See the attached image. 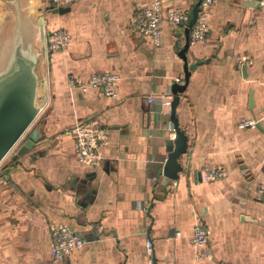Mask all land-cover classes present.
<instances>
[{
	"label": "crops",
	"instance_id": "obj_1",
	"mask_svg": "<svg viewBox=\"0 0 264 264\" xmlns=\"http://www.w3.org/2000/svg\"><path fill=\"white\" fill-rule=\"evenodd\" d=\"M152 1L36 0L46 34L65 28L71 40L46 50L38 142L14 158L19 143L0 163V264H264L263 0H214L207 30L189 45L188 61L202 63L177 106L189 137L178 180L159 169L174 135L171 86L184 75V28L165 21L156 44L135 24ZM172 1L191 12L197 0ZM106 70L120 75L117 96L69 83ZM86 118L105 132L95 164L76 159L67 133ZM242 118L257 124L242 127ZM214 167L226 175L209 178ZM197 220L209 232V256L193 243ZM60 222L85 239L62 259L51 254V226Z\"/></svg>",
	"mask_w": 264,
	"mask_h": 264
},
{
	"label": "water",
	"instance_id": "obj_2",
	"mask_svg": "<svg viewBox=\"0 0 264 264\" xmlns=\"http://www.w3.org/2000/svg\"><path fill=\"white\" fill-rule=\"evenodd\" d=\"M197 0L191 17L184 27V43L178 54L183 59V79L171 86L170 120L174 135L168 154L159 173L178 180L185 168L179 158L188 150V135L180 125L177 106L186 89L191 73L202 63L189 62L190 29L197 17ZM4 9L0 14V163L17 145L48 100L46 75L45 15L36 0H0ZM245 71V66H243ZM249 104L253 105L252 91ZM34 128L18 146L14 158L27 153L38 142Z\"/></svg>",
	"mask_w": 264,
	"mask_h": 264
},
{
	"label": "built area",
	"instance_id": "obj_3",
	"mask_svg": "<svg viewBox=\"0 0 264 264\" xmlns=\"http://www.w3.org/2000/svg\"><path fill=\"white\" fill-rule=\"evenodd\" d=\"M56 6L69 3L70 0H53ZM214 0H200L198 4L197 17L190 29V43L200 40L207 30V18L211 13ZM264 5V0L262 1ZM191 12L175 7L172 0H153L140 10L136 18V26L150 34L156 44L161 42L163 23L169 22L173 26L184 28L189 22ZM71 35L65 28H54L46 34V50L54 51L67 47L70 43ZM120 75L113 71H95L88 78L82 79L71 76L69 83L77 87L82 92L91 88H97L106 95L117 96ZM152 101L153 98H148ZM257 120L254 118H242L239 125L242 127L255 126ZM69 133L74 140V154L76 159L89 164H95L100 154L99 145L105 141L104 129L95 119H81L75 122L70 128ZM226 175V171L221 167H214L208 172L209 178ZM264 193V185L261 187ZM51 254L54 258L62 259L69 255L75 248L84 244L85 239L66 222L56 223L51 226ZM193 243L202 247L200 256H209L207 248L209 242V232L202 221L197 220L193 225ZM146 251L148 255L153 253V243L150 238L146 239ZM149 264H153V258Z\"/></svg>",
	"mask_w": 264,
	"mask_h": 264
},
{
	"label": "rangeland",
	"instance_id": "obj_4",
	"mask_svg": "<svg viewBox=\"0 0 264 264\" xmlns=\"http://www.w3.org/2000/svg\"><path fill=\"white\" fill-rule=\"evenodd\" d=\"M42 111V110H41ZM41 113V112H40ZM39 113V114H40ZM37 115V117L35 118V120L33 121V123L30 125V127L27 129V131L24 133V135L20 138V140L18 141V143H17V145L19 144V143H21L25 138H26V136H27V134L32 130V128L35 126V124H36V122H37V120L39 119V117H40V115ZM39 116V117H38ZM17 145H15L12 149H11V151L7 154V156H9L10 155V153L16 148V146ZM7 156L5 157V158H7ZM4 160V159H3Z\"/></svg>",
	"mask_w": 264,
	"mask_h": 264
},
{
	"label": "trees",
	"instance_id": "obj_5",
	"mask_svg": "<svg viewBox=\"0 0 264 264\" xmlns=\"http://www.w3.org/2000/svg\"><path fill=\"white\" fill-rule=\"evenodd\" d=\"M184 40H185V39H184ZM183 43H184V42H183V40H182V43H181L179 46L182 47Z\"/></svg>",
	"mask_w": 264,
	"mask_h": 264
}]
</instances>
